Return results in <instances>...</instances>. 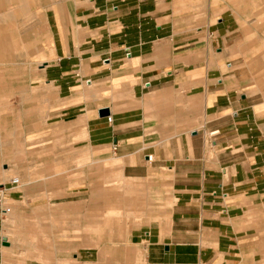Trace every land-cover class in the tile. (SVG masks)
I'll return each mask as SVG.
<instances>
[{
	"label": "crops",
	"instance_id": "1",
	"mask_svg": "<svg viewBox=\"0 0 264 264\" xmlns=\"http://www.w3.org/2000/svg\"><path fill=\"white\" fill-rule=\"evenodd\" d=\"M4 7L40 28L0 105V264H264V0ZM9 53L0 28V80Z\"/></svg>",
	"mask_w": 264,
	"mask_h": 264
},
{
	"label": "rangeland",
	"instance_id": "2",
	"mask_svg": "<svg viewBox=\"0 0 264 264\" xmlns=\"http://www.w3.org/2000/svg\"><path fill=\"white\" fill-rule=\"evenodd\" d=\"M4 13H8L9 17L3 18L2 22H0V28H2L3 35H5L6 46L9 50H16L17 53H9L4 54L6 66L9 68L6 70V76L2 80H0V105H7L5 102V95L8 94L9 90L14 88L11 85L14 84V80L10 79V77H15L17 73V77L20 76L23 79L29 78L30 72L36 68L34 64V57L36 56L38 50V44L35 38L36 28H40V21L36 17L27 11V16H21L18 13V22H15V13L13 12L12 7H4ZM20 10V3H18V12ZM17 63V70H15L12 64ZM3 71H0V73ZM14 79V78H13ZM106 189H110V186ZM109 191V190H108ZM88 203H92L90 205H94V199L92 197H87ZM90 207V206H88ZM88 225H95L96 218L103 217L104 219L108 218L110 220L111 214L105 213L103 215H97L95 217L94 214H88ZM99 220V219H98ZM106 226H110L109 224H104ZM112 236V230L110 228L104 229L103 231L88 229L87 235L89 238H94L95 236ZM26 242H24V245Z\"/></svg>",
	"mask_w": 264,
	"mask_h": 264
},
{
	"label": "water",
	"instance_id": "3",
	"mask_svg": "<svg viewBox=\"0 0 264 264\" xmlns=\"http://www.w3.org/2000/svg\"><path fill=\"white\" fill-rule=\"evenodd\" d=\"M99 114H100L101 118H107L111 115V111L109 108H105V109H101L99 111ZM5 242H6V240H5Z\"/></svg>",
	"mask_w": 264,
	"mask_h": 264
},
{
	"label": "built area",
	"instance_id": "4",
	"mask_svg": "<svg viewBox=\"0 0 264 264\" xmlns=\"http://www.w3.org/2000/svg\"><path fill=\"white\" fill-rule=\"evenodd\" d=\"M218 132H214L213 135H217ZM14 183L18 184V180L14 181ZM8 212H10V210L8 209Z\"/></svg>",
	"mask_w": 264,
	"mask_h": 264
}]
</instances>
